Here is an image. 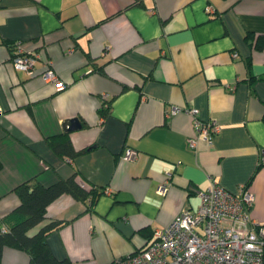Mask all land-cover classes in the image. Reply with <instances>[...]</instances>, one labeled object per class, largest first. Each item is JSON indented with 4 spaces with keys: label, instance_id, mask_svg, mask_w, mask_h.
I'll return each mask as SVG.
<instances>
[{
    "label": "crops",
    "instance_id": "1",
    "mask_svg": "<svg viewBox=\"0 0 264 264\" xmlns=\"http://www.w3.org/2000/svg\"><path fill=\"white\" fill-rule=\"evenodd\" d=\"M259 36L264 0H0V230L20 203L18 184L73 174L98 191L94 204L63 193L30 231L60 220L48 244L73 264H112L145 247L156 228L196 210L212 181L249 188L252 216L264 222ZM16 39L51 59L66 86L16 69ZM174 106L183 109L169 114ZM192 107L220 123L211 142L189 143ZM74 117L82 126L67 131ZM60 137L79 153L56 150ZM129 148L135 159L124 158ZM2 262L30 264V255L6 246Z\"/></svg>",
    "mask_w": 264,
    "mask_h": 264
},
{
    "label": "built area",
    "instance_id": "2",
    "mask_svg": "<svg viewBox=\"0 0 264 264\" xmlns=\"http://www.w3.org/2000/svg\"><path fill=\"white\" fill-rule=\"evenodd\" d=\"M12 47V64L16 69L25 70L30 76L40 75L59 89L66 86L43 52L27 50L22 39L14 40ZM41 58L40 70L36 62ZM104 97L108 100L109 96L106 93ZM181 109L174 106L169 114ZM187 111L193 116L196 130L189 143L195 146L199 138L211 142L221 129L218 120L201 119L195 107ZM137 155L138 150L129 148L124 158L135 159ZM167 186L165 181L159 191L165 192ZM200 195L196 210H181L170 224L154 230L145 247L115 258L112 264H264V222L256 220L251 210L255 194L244 186L234 192L212 181Z\"/></svg>",
    "mask_w": 264,
    "mask_h": 264
},
{
    "label": "trees",
    "instance_id": "3",
    "mask_svg": "<svg viewBox=\"0 0 264 264\" xmlns=\"http://www.w3.org/2000/svg\"><path fill=\"white\" fill-rule=\"evenodd\" d=\"M256 43L262 47L264 36H259ZM109 100H104L99 109L103 115L110 109ZM52 144L61 153L71 156L79 153L70 138H54ZM14 190L20 197V203L2 218V222L6 223L8 228L0 230V264H3L2 254L6 246L27 251L30 255V264H73L70 258L56 257L48 244V235L61 224L60 220L50 219L37 232L30 231L47 218L48 205L59 195L67 192L82 200L91 198L93 205L98 191L82 184L75 174L62 177L49 185L29 179L18 184ZM152 236L153 232L151 238Z\"/></svg>",
    "mask_w": 264,
    "mask_h": 264
},
{
    "label": "water",
    "instance_id": "4",
    "mask_svg": "<svg viewBox=\"0 0 264 264\" xmlns=\"http://www.w3.org/2000/svg\"><path fill=\"white\" fill-rule=\"evenodd\" d=\"M82 126V122L78 117L70 118L68 120V125L66 126L67 131H71Z\"/></svg>",
    "mask_w": 264,
    "mask_h": 264
}]
</instances>
